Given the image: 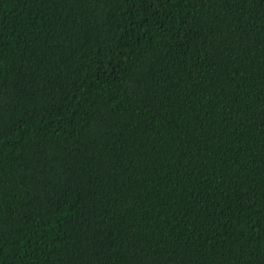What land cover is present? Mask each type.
<instances>
[{"label": "trees", "instance_id": "16d2710c", "mask_svg": "<svg viewBox=\"0 0 264 264\" xmlns=\"http://www.w3.org/2000/svg\"><path fill=\"white\" fill-rule=\"evenodd\" d=\"M0 264H264V0H0Z\"/></svg>", "mask_w": 264, "mask_h": 264}]
</instances>
